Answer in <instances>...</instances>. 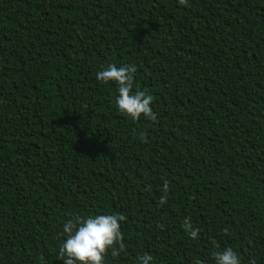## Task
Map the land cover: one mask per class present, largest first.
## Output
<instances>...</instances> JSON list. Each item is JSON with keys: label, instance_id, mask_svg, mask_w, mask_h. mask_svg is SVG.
I'll return each mask as SVG.
<instances>
[{"label": "trees", "instance_id": "obj_1", "mask_svg": "<svg viewBox=\"0 0 264 264\" xmlns=\"http://www.w3.org/2000/svg\"><path fill=\"white\" fill-rule=\"evenodd\" d=\"M113 63L156 122L117 111ZM113 213L105 264H264V0H0V264H63L69 214Z\"/></svg>", "mask_w": 264, "mask_h": 264}, {"label": "clouds", "instance_id": "obj_2", "mask_svg": "<svg viewBox=\"0 0 264 264\" xmlns=\"http://www.w3.org/2000/svg\"><path fill=\"white\" fill-rule=\"evenodd\" d=\"M182 6H188V0H178ZM135 64H123L119 67L116 64H108L106 68L96 73V79L104 84L114 82L117 86L115 96V108L123 116L133 121L140 119L143 115L146 119L156 122V114L152 110L154 96L145 90L134 89ZM144 139V133H140ZM170 185L164 180L162 195L158 203H167V193ZM62 226L63 242L59 244V256L63 264H105L106 256L116 258L126 250L124 233L121 230V222L126 220L123 214H96L82 216L80 214H69ZM158 227L163 228L162 224ZM184 233L192 240L197 239L199 229L191 222V217L184 219L182 225ZM224 235L229 234L227 227L222 229ZM214 250L211 253L214 264H242L241 258L232 247H223L213 240ZM153 257L144 253L136 258V264H152ZM192 264H204L199 257H196ZM249 264H256L250 260Z\"/></svg>", "mask_w": 264, "mask_h": 264}]
</instances>
